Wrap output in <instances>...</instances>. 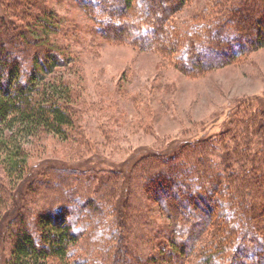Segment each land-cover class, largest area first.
<instances>
[{"label": "rangeland", "instance_id": "1", "mask_svg": "<svg viewBox=\"0 0 264 264\" xmlns=\"http://www.w3.org/2000/svg\"><path fill=\"white\" fill-rule=\"evenodd\" d=\"M151 1L157 4L149 9L151 3L133 0L132 8L124 12L120 6H115V0H106L105 4L100 0H41L46 12L53 11L51 24L57 29L54 34L48 30V37L41 33V26L39 29L33 18L11 19L25 30L24 38H21L24 44L18 46L19 51L14 50L17 55L26 51L31 57L36 51L37 57L45 60L46 45H56L66 65L55 68V72L48 76L58 79L62 75L75 94L72 114L76 129L71 130L70 136L42 134L27 146L29 169L34 173V180L28 185L36 191H46L43 180L48 179L50 186L57 187L58 181L54 179L57 177L69 181L75 179L84 186L91 180V187L96 188L120 167L130 166L133 168L134 192L126 196V203L130 204L132 198L149 203L152 207L146 208V217L157 229L159 225L169 226L171 222L160 213L163 208L160 197L158 201L153 196L159 187L151 188L152 201L146 199L145 185L141 183L147 175L142 169L149 166L160 169L162 162L168 166L185 159L188 154L186 146L196 150L195 142L212 143L220 154L223 149L244 153L245 141L241 138L244 134L239 121L248 119L250 114L257 116L252 126L256 120L260 121V130L256 133L264 135V46L220 64V55L204 47L216 43L227 48L228 44L224 38L214 37L211 32L206 37L209 27L203 23L215 15L214 7H218V3L187 0L178 9L176 0ZM9 2L0 0V16L2 12L3 16L4 13L8 16ZM22 6L20 9L24 13L27 9ZM168 7H172L173 12L164 13ZM204 12L206 16L201 21ZM132 14L142 18L138 19V24L141 28L147 27L146 33L136 34L134 26L131 27ZM157 18L162 20L160 24L153 22ZM228 27L236 32L235 24ZM248 33L256 35L252 26ZM199 45H203L202 48ZM228 49L233 50L229 46ZM191 53L218 64L206 70L192 68L188 63ZM238 143L242 146L236 148ZM180 149L185 155L177 154ZM251 151L261 155L259 148ZM161 154L174 156L167 161L159 158ZM1 176L2 172L0 180L5 183ZM177 177L182 178L181 174ZM110 183L116 186L115 179ZM73 185L63 188L70 189ZM107 189L109 187L102 188ZM167 190L168 197L182 201L183 194L177 195L173 185ZM89 195L94 196L93 192ZM34 197L33 194L31 198ZM222 201L223 198L216 196L212 202L213 221L217 226L208 228L205 238L196 244L189 257L181 259L182 264H201L205 244L214 245L217 239L211 233H217L222 226L219 220V203ZM47 202L44 199L39 205L44 206ZM20 203L26 201L22 199ZM69 206L72 213L67 219L81 234L77 246L70 249V259L76 264H175L174 259L158 255L163 246L168 248L167 233L152 230L147 234L144 231L145 239L140 240L138 226L131 225L132 210L123 215L122 221L130 228L122 233L120 222L114 221V217H106L109 223H113L110 229L106 223L100 224L98 216H85L84 209L83 223L76 224L75 214H78L79 207L77 203ZM28 207L29 213L20 209L21 214L26 216L35 211V206L29 204ZM135 210L140 212V209ZM9 212L8 208L0 209V264H4L9 249L10 231L2 229V219ZM256 232L264 242V231ZM150 241L155 243L156 249L152 248ZM257 253L264 252L256 248L247 254L248 260H255ZM150 257L156 263L147 261Z\"/></svg>", "mask_w": 264, "mask_h": 264}, {"label": "trees", "instance_id": "2", "mask_svg": "<svg viewBox=\"0 0 264 264\" xmlns=\"http://www.w3.org/2000/svg\"><path fill=\"white\" fill-rule=\"evenodd\" d=\"M100 1L105 4L106 0ZM145 1L151 3L149 9L157 4H153L151 0H138ZM213 1L211 4L218 3L219 6L214 7L215 15L203 22L209 27L205 35L208 37L211 32L214 37L224 38L228 45L227 48H222L213 43L204 48L220 55L218 63H227L246 51L264 46V0ZM40 2L41 0H10L8 16L6 13L3 16V12L0 16V172L7 184L0 180V209L8 208L10 211L2 219V229L10 231L9 249L4 264H76L70 259V249L77 246L81 234L75 230L74 223L67 219L72 213L69 204L73 203H77L79 207L78 214H75L76 224L83 223L84 209L87 213L85 216H98L100 224L106 223L110 229L113 223H109L106 217H114V221L120 222L122 233L130 228L122 221L123 215L132 212L130 221L132 227L138 226V238L145 239V232L150 234L152 230L167 233L168 248L163 246L158 255L174 259L175 264H182L181 259L189 257L196 244L205 238L208 228L217 226L213 221L212 210V202L216 196L223 198L222 202H218L222 226L217 233H211L217 240L214 245L205 244L201 264H264V253L255 254V260H248L247 256L256 248L264 252L263 237L256 234V230L264 231V135L258 136L256 133L260 130L259 120H256L255 126L251 125L257 117L255 114L239 121L244 134L241 137L245 141L244 153L223 149L220 154L215 151L212 143L195 142L196 150L186 146L188 154L185 159L168 166L162 162L160 169L158 166L142 169L143 174L147 175L146 180L141 183L142 186L145 185L143 189L147 192L146 199L152 201L153 196L157 200L160 197L163 206L160 213L170 219L169 226L159 225L157 229L154 228V223L146 217V208L149 210L152 207L149 203L132 198L127 205L126 196L134 192L133 168L127 165L117 169L110 179L96 188L91 187V180L84 186L81 181L57 177L54 178L58 181L57 187L50 186L48 179L43 180L42 185L46 191H36L28 185L34 180V173L29 169L27 146L42 134L68 138L71 130L76 129L72 114L74 91L62 75L58 79L48 76L55 72V68L66 65L57 46L46 45L45 60L37 57L36 51L31 53V57L26 51H21L22 55H17L14 51L18 50L20 44H24L21 38H24L25 30L20 24L13 22L12 17L21 20L33 18L34 23L39 24V29L41 26V33L47 37L48 30L53 34L57 33L56 27L51 24L53 11L46 12ZM186 2L187 0H176V8H181ZM114 4L128 12L133 0H115ZM22 5L27 9L24 13L20 9ZM171 10L172 7H168L164 13L173 12L174 9ZM102 13L105 14L104 11ZM204 15L205 12L200 17L201 21L204 20ZM130 16H134L131 27L134 26L136 34L139 36L143 31V34L146 33L147 27L141 28L138 24V19L142 18L136 14ZM153 22L160 24L162 20L157 18ZM231 23L237 26L235 33L232 27H228ZM251 26L256 32L254 36L248 33ZM228 46L233 50L229 51ZM191 56L188 63L192 68L196 66L197 69L206 70L218 64L204 61L193 54ZM240 146L242 144L235 145L236 148ZM255 147L256 150H261V155L251 151ZM184 152L180 149L177 154L185 155ZM172 156L174 154H161L159 158L170 161ZM177 174H181L182 178H178ZM114 179L116 186L113 187L110 180ZM66 185L73 186L70 189L63 188ZM171 185L176 189L177 195L183 194L182 201H176L173 196L168 197L167 188ZM155 186L159 188L151 196V188ZM106 187H109L107 191L102 190H106ZM89 192H93L94 196H90ZM163 193L166 196H162ZM33 194L35 197L31 198ZM22 199L26 201L25 204L20 203ZM44 199L48 202L44 206L39 205ZM29 204L31 207L35 206V211L32 212L31 209L32 214L26 216L21 214L20 209H26L29 213ZM135 208L140 209V212ZM141 211H145V215ZM225 216L232 218L228 220ZM120 230L119 236L122 235ZM113 237L116 238V235ZM149 243L156 249L155 243ZM147 261L156 263L153 257Z\"/></svg>", "mask_w": 264, "mask_h": 264}]
</instances>
